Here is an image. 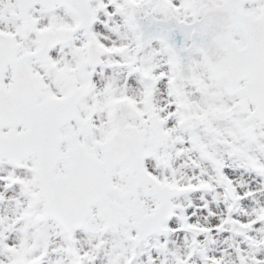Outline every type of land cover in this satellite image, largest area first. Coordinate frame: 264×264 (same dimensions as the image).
I'll return each instance as SVG.
<instances>
[{
  "label": "snow or ice",
  "instance_id": "obj_1",
  "mask_svg": "<svg viewBox=\"0 0 264 264\" xmlns=\"http://www.w3.org/2000/svg\"><path fill=\"white\" fill-rule=\"evenodd\" d=\"M0 264H264V0H0Z\"/></svg>",
  "mask_w": 264,
  "mask_h": 264
}]
</instances>
